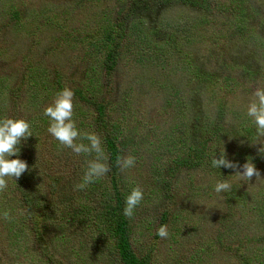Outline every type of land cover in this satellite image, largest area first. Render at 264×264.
Listing matches in <instances>:
<instances>
[{"label":"rangeland","instance_id":"1","mask_svg":"<svg viewBox=\"0 0 264 264\" xmlns=\"http://www.w3.org/2000/svg\"><path fill=\"white\" fill-rule=\"evenodd\" d=\"M237 2L0 0V119L22 118L33 135L21 140L18 156L10 157L27 163L28 170L21 175L25 185L6 178L8 187L0 193V213L7 210L12 217L0 216V264H123L112 252L113 241L93 242L88 236L89 223L100 215L98 193L112 189L111 172L99 179L100 187L91 183L76 189L95 154L77 155L47 131L50 120L44 109L64 88L74 92L72 118L77 128L96 133L101 141L105 135L98 105L111 103L104 109V119L107 125L119 126V143L126 146L122 155L135 157L133 167L120 169V179L130 191L136 186L143 190L130 218L131 240L139 256L149 254L151 264H241L234 254L246 246L245 251L264 254V230L249 216H238L248 243L234 251L219 245V237L234 245L239 227L235 229L230 218L226 192L214 191L213 175L181 168L175 177L167 176L174 203L186 211L177 226L183 231L176 237L179 243L170 235L156 236L168 199L151 193L153 166H174V156L159 158L158 146L168 137L175 139L177 158L185 151L182 141L192 143L188 129L206 139L209 153L225 152L232 162L243 165L238 154L246 138L239 118L247 113L255 88L264 86V0H246L245 14L235 9ZM124 16L133 34L122 40L119 62L111 70L103 64L109 44L97 32L100 25L109 20L121 23ZM141 35L152 40V48L141 44ZM197 115L202 118L196 130L192 117ZM215 120L223 122L218 145L216 137L208 140L214 134L209 125ZM258 142L264 143V138L250 136L246 147L252 156L264 147ZM258 170L261 178L242 180L234 170L227 181L255 194L264 185V171ZM156 187L159 190L154 182ZM176 215L169 216L168 232L178 223Z\"/></svg>","mask_w":264,"mask_h":264},{"label":"trees","instance_id":"2","mask_svg":"<svg viewBox=\"0 0 264 264\" xmlns=\"http://www.w3.org/2000/svg\"><path fill=\"white\" fill-rule=\"evenodd\" d=\"M246 4V0H238L237 3H235V9L239 12H242V14L246 13V9L243 8V6ZM18 13H14L13 16H17ZM124 21H121V23L113 22L111 23L110 20L108 24L100 25L98 29V33L102 34V40L104 43L109 44L108 50L106 51V56L103 59L104 65H110V69L112 70L114 65H117L119 62V54H118V48H120V44L122 40L128 35V38L132 37L133 34V28H129V24H126V17L124 16ZM142 35L146 34V32L142 31ZM149 33V32H148ZM154 33V31H153ZM138 37L141 41V44L145 47L146 44H148L149 49L152 48L154 43H151V39L148 37L143 36ZM156 35V34H154ZM148 36V35H146ZM158 48H156L157 50ZM95 70V69H92ZM201 77H204V74L199 75ZM4 79L1 78V82ZM7 81V79H6ZM36 83V82H35ZM94 90L96 89V85L93 86ZM111 103H100L98 105V111L101 113L99 122L102 123V130L104 131V141L102 140V144L104 149L108 151V155L110 158V172H111V182H112V189L108 191V193H103L102 195L98 193L99 197V203L100 206L99 212L100 215L98 216L97 222L91 221L89 223V226L91 227L90 232L88 233L89 240L91 241H100V240H109L113 241V249L112 252H115V254L120 258L123 264H151V257L149 254L139 256L133 247L131 235L133 233L132 226H131V220L130 218L123 215V209L125 207V197L129 194L130 189L128 186H125L126 183L120 179V168L116 165V157L118 155H122V152L125 150L124 145L120 144V138L118 139L117 136H119L118 131H120L119 126L114 124H108L107 121L104 119V109L107 110L108 105ZM127 117V116H124ZM193 118V126H195L196 130L201 125L200 119L202 118L201 115H197ZM125 119V118H123ZM239 129L244 134L246 138V144L241 146L243 148V152L239 153L238 155L240 158L243 159L242 163L244 164L248 159L254 163L257 169H262L264 171V155L259 154L258 156H252L251 155V149L246 147L250 140V136L256 135L255 134V126L251 121V118L247 116V114H243L241 118H239ZM127 122V121H123ZM222 123L219 120H215L212 124L209 126L212 129V134L209 137V141L213 140L216 137V144H219V139L221 140V137L223 135L220 134V131L218 129L222 130ZM205 125V126H204ZM203 127L205 128V131L207 134L209 133L208 128L209 126L204 123ZM118 127V128H117ZM237 127V128H238ZM236 128V126H235ZM236 128V129H237ZM180 129H177L176 131L179 132ZM215 131L218 132V134H215ZM118 133V135H117ZM189 134V140L192 139V143L186 144L185 141H182V144L185 146L184 153L181 152L182 155H179L177 158H175L174 151L178 150L176 149L175 145V139L168 137V141L164 140L165 145L162 143L159 147V149L162 152V155L159 157L163 159L165 156L173 157L174 156V166L173 167H163L161 168L160 165H155L152 168V184L153 189L151 193L156 196L158 192L161 195V197L168 199V204L166 206V209L162 212L160 217V226L161 225H168L169 223V216L171 215V212L174 214H177L174 216V219L178 218V223L169 227V235L173 242L179 243L180 241L176 239V237H180L183 235V231L181 228L177 227L178 224L181 223V217L183 214H185V210L183 207L178 206L173 201L172 197V187L168 186L166 183L167 176L170 175L171 177H175L178 173L176 171H180L181 168L186 169H200V172L208 173L216 177L217 181H224V180H230L233 175L232 172L233 169L224 168L223 166L219 168H215L212 166V158L214 156H217L219 158V150H212L209 153L208 147L206 146V139L202 141L199 136L194 132V129H188ZM237 134V133H236ZM182 138L181 134H179L178 139ZM126 139V138H125ZM125 139L121 141H125ZM23 143L19 144L22 146ZM158 158V159H159ZM229 159L228 157H226ZM230 160V159H229ZM231 161V160H230ZM176 170V171H175ZM229 176V178H228ZM178 179V177L176 178ZM194 178H191L190 182L191 184H195ZM154 182L155 184H158L160 186L159 190H157V187L154 188ZM20 187H23L25 184L23 182L22 176L19 178L18 183ZM100 180L97 179L94 182V187H100ZM96 188V187H95ZM24 192L27 193V190ZM29 193V192H28ZM31 193H29L30 195ZM104 194H106V198H103ZM226 199L225 203L229 207L228 210L230 211V218L233 220L234 228L239 229V237L235 240L232 239L234 242V245L227 244L229 241L228 238H217L219 245L225 247L226 249L230 251H234L237 245H242L248 243V233H243L242 228L240 225V218H243L245 216H249V218H252L256 225H258L260 228L264 230V185L261 186V188L258 190L257 193L249 192L247 189H242L241 185L233 184L231 189L229 191H226L225 193ZM32 195V194H31ZM149 196L146 198L148 201L151 197V194H148ZM177 205V206H176ZM71 207V206H70ZM38 227V225H36ZM250 227H248L249 229ZM39 231V227H38ZM60 241H62L64 238L59 237L56 235ZM156 236H158L156 234ZM159 237V236H158ZM264 239V237H262ZM260 238V240L262 239ZM262 239V240H263ZM234 246V247H233ZM234 248V250H233ZM247 246L244 248L246 249ZM240 249L235 251L234 257L238 259L241 264H254V261L256 260V263L260 261L259 264L263 263V257L264 254L262 251H260V255L258 253L252 254V252H249L248 250ZM252 256L254 259H252Z\"/></svg>","mask_w":264,"mask_h":264},{"label":"clouds","instance_id":"3","mask_svg":"<svg viewBox=\"0 0 264 264\" xmlns=\"http://www.w3.org/2000/svg\"><path fill=\"white\" fill-rule=\"evenodd\" d=\"M73 97L74 92L69 88H64L56 94L52 104L45 107L44 115L50 120L48 133L55 138L61 145L71 149L77 155L95 154L92 159L87 161V167L82 176L81 182L75 187L76 189H84L89 184L94 183L97 179L105 176L110 167L107 164V157L102 146L101 138L94 132L80 131L73 120ZM247 116L251 118L255 126L256 138H264V86L256 87L252 93V99L247 105ZM33 136L30 130V124L24 119L3 118L0 119V193L7 187L6 178H15L18 180L21 175L28 170L25 161L16 158L10 159L12 156H18L21 140H26ZM86 140L88 143L77 142ZM259 143V142H258ZM257 144V143H255ZM264 145V143H259ZM259 153L264 155V147L258 149ZM212 166L215 168H224L235 170V174L239 179L252 181L253 177L261 178L260 171L256 168L251 160H247L243 165L238 162L234 163L226 158V153L219 154V158H212ZM116 165L122 171L135 165V157L131 155H118L116 157ZM242 169V171L240 170ZM231 189V184L227 181H217L214 191L220 193ZM143 199V190L139 187H133L129 194L125 197V207L123 215L131 218L134 210ZM5 220H11L10 213L5 210L0 213ZM156 234L166 239L169 235L167 226L161 225Z\"/></svg>","mask_w":264,"mask_h":264}]
</instances>
